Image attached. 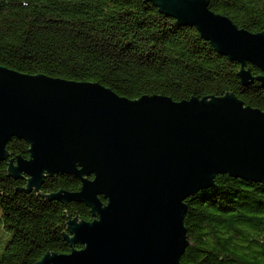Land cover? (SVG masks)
Here are the masks:
<instances>
[{
  "label": "water",
  "instance_id": "1",
  "mask_svg": "<svg viewBox=\"0 0 264 264\" xmlns=\"http://www.w3.org/2000/svg\"><path fill=\"white\" fill-rule=\"evenodd\" d=\"M152 1L239 63L242 85L256 79L264 87V30L237 27L207 0ZM13 137L30 154L9 161L13 177L25 174L27 187H38L46 174L76 176L79 190L52 198L85 202L95 216L68 221L64 237L81 248L35 264H180L187 197L213 187L217 174L264 182V111L233 95L128 99L96 82L0 65V159Z\"/></svg>",
  "mask_w": 264,
  "mask_h": 264
},
{
  "label": "trees",
  "instance_id": "2",
  "mask_svg": "<svg viewBox=\"0 0 264 264\" xmlns=\"http://www.w3.org/2000/svg\"><path fill=\"white\" fill-rule=\"evenodd\" d=\"M237 27L264 30V0H207ZM0 65L26 74L99 83L122 97L174 101L233 95L264 111V87L242 85L241 65L220 54L194 26L180 24L152 0H0ZM253 77L261 71L245 66ZM0 159V228L9 232L0 264H35L46 253L81 248L65 239L68 221H91L85 202L52 198L81 181L46 174L38 187L13 177L9 161L29 158L11 138ZM92 178L93 176H87ZM100 200H105L100 196ZM188 245L180 264H264V182L217 174L214 186L184 200Z\"/></svg>",
  "mask_w": 264,
  "mask_h": 264
},
{
  "label": "rangeland",
  "instance_id": "3",
  "mask_svg": "<svg viewBox=\"0 0 264 264\" xmlns=\"http://www.w3.org/2000/svg\"><path fill=\"white\" fill-rule=\"evenodd\" d=\"M8 237H9V232L0 228V249L6 243L5 241L7 240Z\"/></svg>",
  "mask_w": 264,
  "mask_h": 264
}]
</instances>
